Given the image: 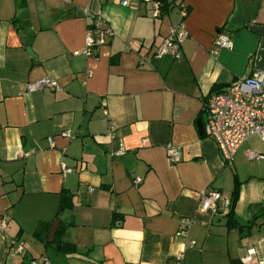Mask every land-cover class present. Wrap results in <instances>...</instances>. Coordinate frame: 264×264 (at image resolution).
Wrapping results in <instances>:
<instances>
[{
	"label": "crops",
	"instance_id": "0c3cea01",
	"mask_svg": "<svg viewBox=\"0 0 264 264\" xmlns=\"http://www.w3.org/2000/svg\"><path fill=\"white\" fill-rule=\"evenodd\" d=\"M122 1L0 0V264L264 261V142L250 136L226 163L197 124L211 92L264 69L250 27L264 28V0H164L157 17ZM96 17L112 35L74 55ZM180 21V58L153 56ZM219 31L232 44L214 52ZM44 76L59 89L26 91ZM236 185V224L228 210L200 208L204 190L230 198ZM13 238L22 252L11 253Z\"/></svg>",
	"mask_w": 264,
	"mask_h": 264
},
{
	"label": "built area",
	"instance_id": "2783aa9c",
	"mask_svg": "<svg viewBox=\"0 0 264 264\" xmlns=\"http://www.w3.org/2000/svg\"><path fill=\"white\" fill-rule=\"evenodd\" d=\"M142 1L150 4L152 16L161 15V2L159 0H132ZM125 5L130 0L122 1ZM181 16H186L187 12L182 4H179ZM112 35L111 28L106 25L100 17H96L92 27L85 33L84 46L75 50L74 55H84L86 57L94 55L99 44L104 43L106 36ZM188 37V31L182 21L170 28L168 34L153 52V56L161 57L169 54L173 58H180V47ZM231 38L229 34L219 31L214 38V52L219 48L231 47ZM88 72V76H90ZM43 88L59 89L57 80L50 76H44L26 84V91H34ZM204 111L206 112V122L203 132L210 137L217 145L224 161L230 163L238 148L252 135H257L264 142V71L255 70L251 74L244 75L235 82L226 87L211 92L207 97ZM62 135L71 137L69 130H65ZM51 144L52 139L48 138ZM120 149L118 154H123ZM259 155L249 153L248 158H258ZM168 159L171 162L180 160V152L177 147H170L168 150ZM62 173L72 171V168L61 163ZM139 180H135L137 182ZM88 192L93 188L86 187ZM201 209L217 210L221 208L224 211L229 209L230 198L224 196L218 189L204 190L199 200ZM191 222L190 218L184 219V224L180 227L179 234L186 231V226ZM6 220L0 216V234L6 229ZM12 248L11 253L17 254L24 250L23 242L13 238L9 241ZM180 260V259H179ZM178 260V261H179ZM30 264H49L46 257L41 256L33 258ZM178 264H180L178 262ZM256 264H264L263 260Z\"/></svg>",
	"mask_w": 264,
	"mask_h": 264
},
{
	"label": "trees",
	"instance_id": "16d2710c",
	"mask_svg": "<svg viewBox=\"0 0 264 264\" xmlns=\"http://www.w3.org/2000/svg\"><path fill=\"white\" fill-rule=\"evenodd\" d=\"M161 2V14L162 12L167 8V3L164 2V0H159ZM237 195H238V190H237V185L234 187V190L232 192V196L230 197V205H229V209H228V216H230L229 218H231L232 216V212H233V207L235 204V201L237 199ZM65 197H66V192L62 191L61 193V201H60V206L59 209L66 207L68 204L65 205ZM255 219V218H254ZM254 221V220H253ZM228 223L230 225H234L236 224L235 221H233V218H231ZM248 227V226H247ZM232 264H235V262L233 261Z\"/></svg>",
	"mask_w": 264,
	"mask_h": 264
},
{
	"label": "water",
	"instance_id": "95a60500",
	"mask_svg": "<svg viewBox=\"0 0 264 264\" xmlns=\"http://www.w3.org/2000/svg\"><path fill=\"white\" fill-rule=\"evenodd\" d=\"M250 27L253 30H255L256 32H258L259 34H261V36L263 38V43H262L261 50H260V56H263L264 55V28L260 27V26H256V25H252ZM258 68H260V67L258 66ZM197 124H198V128H199L200 133H204L203 132V124H202V121L200 118L198 119Z\"/></svg>",
	"mask_w": 264,
	"mask_h": 264
}]
</instances>
